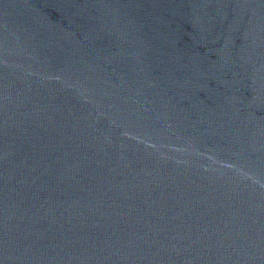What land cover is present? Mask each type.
I'll list each match as a JSON object with an SVG mask.
<instances>
[{"label":"water","instance_id":"obj_1","mask_svg":"<svg viewBox=\"0 0 264 264\" xmlns=\"http://www.w3.org/2000/svg\"><path fill=\"white\" fill-rule=\"evenodd\" d=\"M0 264H264V0H0Z\"/></svg>","mask_w":264,"mask_h":264}]
</instances>
